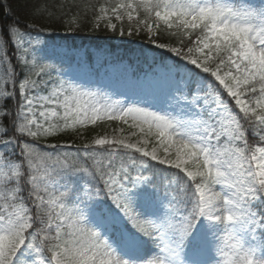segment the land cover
<instances>
[{
    "label": "snow or ice",
    "instance_id": "6c2138e0",
    "mask_svg": "<svg viewBox=\"0 0 264 264\" xmlns=\"http://www.w3.org/2000/svg\"><path fill=\"white\" fill-rule=\"evenodd\" d=\"M16 4L0 264H264V0ZM82 31L149 47L68 41Z\"/></svg>",
    "mask_w": 264,
    "mask_h": 264
},
{
    "label": "trees",
    "instance_id": "16d2710c",
    "mask_svg": "<svg viewBox=\"0 0 264 264\" xmlns=\"http://www.w3.org/2000/svg\"><path fill=\"white\" fill-rule=\"evenodd\" d=\"M50 2L54 3V2H56V0H50ZM22 3H23V0H17V4L14 5V7H18V5H20ZM16 15H18L21 19H24L25 12L22 8L18 7ZM0 22H6L5 18L2 15H0ZM56 35L64 36L65 33L63 32V30H59V31H57ZM88 39H90V40H88ZM68 40L73 42V44L76 46L83 45L82 42H85V41H91V42H94L95 44H99V42H106V43H110V44H113L114 42H119L120 44L126 45V46H136L138 44L143 43L140 40H136L134 43L130 42V41L121 42L119 39L110 40L108 37L104 36L103 34H93V33L87 32V31H82V32H79L76 34H68ZM94 131H96V129H91V130L87 131L86 132L87 137H90Z\"/></svg>",
    "mask_w": 264,
    "mask_h": 264
},
{
    "label": "rangeland",
    "instance_id": "374dc122",
    "mask_svg": "<svg viewBox=\"0 0 264 264\" xmlns=\"http://www.w3.org/2000/svg\"><path fill=\"white\" fill-rule=\"evenodd\" d=\"M104 134L112 136V135H121L122 133L119 132L118 128H115V129H110L107 133H104ZM123 134L127 135V132H125Z\"/></svg>",
    "mask_w": 264,
    "mask_h": 264
}]
</instances>
